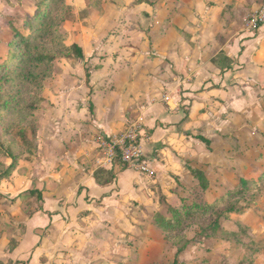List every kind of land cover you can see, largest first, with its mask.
<instances>
[{
    "label": "crops",
    "instance_id": "crops-1",
    "mask_svg": "<svg viewBox=\"0 0 264 264\" xmlns=\"http://www.w3.org/2000/svg\"><path fill=\"white\" fill-rule=\"evenodd\" d=\"M40 1L0 0V62L9 57L16 32H26L23 24ZM164 2L67 0L66 43L81 47L84 58L66 60L54 87L44 90L48 106L40 114L38 156L28 162L32 167L19 164L11 178L19 176L2 182L4 197L21 201L20 196L38 190L42 206L12 236L11 249L4 235L0 264H76V224L96 214L100 224L120 221L119 208L142 204L145 179L160 182L167 172L173 174L179 157L196 146L194 140L207 149L201 138L212 144L210 136L194 135V126L204 125L207 133L210 111L239 110L243 89L264 80L257 60L264 58L256 51L264 26L251 32L241 24L264 0ZM221 53L232 68L214 64ZM139 119L144 121L142 148L151 174L124 169L100 148L101 137L114 139ZM215 133L222 139L224 133ZM34 162L38 165L33 169ZM189 167L208 173L206 167L189 165L186 178L193 179ZM100 170L112 172L115 180L98 184L95 174ZM94 233L102 239L107 235ZM99 243L91 242V247Z\"/></svg>",
    "mask_w": 264,
    "mask_h": 264
},
{
    "label": "rangeland",
    "instance_id": "rangeland-1",
    "mask_svg": "<svg viewBox=\"0 0 264 264\" xmlns=\"http://www.w3.org/2000/svg\"><path fill=\"white\" fill-rule=\"evenodd\" d=\"M158 1L166 4L165 0ZM118 4L120 6L119 1ZM146 19V26L150 27L151 20ZM241 24H246L242 18ZM256 37L258 32L252 39ZM256 51L264 58V40ZM257 60L264 76V59ZM64 62L66 60L57 63L55 75L46 87H54L56 76L63 74ZM241 66L239 70H244L245 65ZM261 82L251 83L250 89L248 85L243 89L239 110L226 107L224 114L220 109L210 111L212 118L207 133L204 132V125L194 126V135L203 133L210 136L212 146L207 149L194 140L196 146L190 154L179 157L180 167L174 169L173 174L167 172L160 182L153 178L145 179L139 199L142 204L130 202L119 208L122 215L120 221L100 224L99 215L93 214L94 219L83 221L78 226L76 224V264H174L176 260L178 264H264V80ZM246 97L248 103H244ZM43 106L34 113L37 126L40 114L48 104ZM222 114L225 116L223 122L220 120ZM216 131L224 133L222 139H217ZM20 138L17 136V142L22 146ZM32 156V148L26 146L24 160L19 164L31 168L28 162ZM10 165L11 160L0 158V175L5 172L4 167ZM37 165L38 162H34L33 169ZM189 165L206 167L210 181L207 195L196 190L197 183L192 178H186ZM21 172L26 170L21 169ZM12 175L6 181L19 176L15 174L11 178ZM245 179L250 182L249 189L243 190L241 180ZM183 180L184 183L181 182ZM2 185L0 183V187ZM234 188L236 191L232 190ZM221 198L225 200L216 210L220 217L218 227H211L216 216L185 222L183 228L169 233L156 224V219L166 215L170 208L180 210L192 202L204 204ZM5 199L11 204H0V241L6 234L11 249L15 245L12 236L25 229L26 219L35 214L42 203L38 195L28 192L21 201L15 202L9 197ZM230 208H237L238 211L230 213ZM80 215L81 218L86 216L85 213ZM97 231H106L107 235L99 238L93 235ZM91 242H100V247L92 248ZM179 249L182 251L178 254Z\"/></svg>",
    "mask_w": 264,
    "mask_h": 264
},
{
    "label": "trees",
    "instance_id": "trees-1",
    "mask_svg": "<svg viewBox=\"0 0 264 264\" xmlns=\"http://www.w3.org/2000/svg\"><path fill=\"white\" fill-rule=\"evenodd\" d=\"M147 1L149 0H137V3ZM36 7L35 15L29 16L23 24L27 33L16 32L10 46L9 57L0 62V158L11 160L10 166H1L6 170L0 175V183L7 180L18 168L19 162L24 160L26 146L32 148L33 160L38 156V126L34 121V113L48 104L44 90L46 83L55 75L57 63L84 58L81 47L76 44L69 46L66 43L68 32L65 24L69 11L67 0H41ZM214 64L222 69H230L233 65L222 53L214 59ZM17 136L21 137L22 146L17 142ZM201 140L210 148L209 140L205 138ZM118 160L120 161L119 158ZM189 171L197 183L196 190L207 195L210 181L206 173L190 167ZM95 179L98 184L107 185L115 180V175L110 171L100 170L95 174ZM249 183L246 179L241 180L242 189H249ZM232 190L236 191V188ZM28 193L36 194L41 199L38 190H31ZM192 193H195V190L192 189ZM224 200L225 198H221L204 204L192 202L180 210L170 208L166 215L156 219V224L164 232L169 233L183 228L185 222L216 216L211 227H218L220 217L216 210ZM8 202L0 193V204ZM237 211V208L228 210L230 213ZM181 251L179 249L178 254ZM174 264H178V260Z\"/></svg>",
    "mask_w": 264,
    "mask_h": 264
},
{
    "label": "built area",
    "instance_id": "built-area-1",
    "mask_svg": "<svg viewBox=\"0 0 264 264\" xmlns=\"http://www.w3.org/2000/svg\"><path fill=\"white\" fill-rule=\"evenodd\" d=\"M246 25L251 32H256L264 26V4L246 19ZM144 121L139 119L129 122L125 131L114 139L101 137L100 148L110 160L119 158L121 163L129 169L142 174H151L152 170L146 160L142 148Z\"/></svg>",
    "mask_w": 264,
    "mask_h": 264
}]
</instances>
